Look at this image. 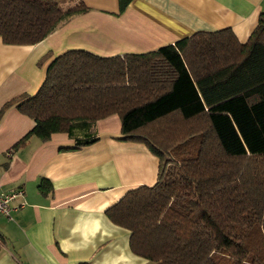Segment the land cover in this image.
I'll list each match as a JSON object with an SVG mask.
<instances>
[{"label": "trees", "instance_id": "1", "mask_svg": "<svg viewBox=\"0 0 264 264\" xmlns=\"http://www.w3.org/2000/svg\"><path fill=\"white\" fill-rule=\"evenodd\" d=\"M131 2L117 0L118 13ZM89 10L82 0H0V39L35 45ZM10 108L34 122L12 152L58 133L78 150L98 141L97 121L117 115L119 140L158 159L152 187L105 211L129 232L134 255L153 264H264V13L244 44L227 28L141 54L68 50L37 92L6 102L0 118ZM37 189L52 192L48 180Z\"/></svg>", "mask_w": 264, "mask_h": 264}, {"label": "crops", "instance_id": "2", "mask_svg": "<svg viewBox=\"0 0 264 264\" xmlns=\"http://www.w3.org/2000/svg\"><path fill=\"white\" fill-rule=\"evenodd\" d=\"M88 13L72 17L35 45L0 39V108L20 95L33 96L49 64L68 50L100 57L141 54L196 32L231 29L244 44L264 13V0H132L118 13L117 0H82ZM15 108L0 118V196L23 190L25 206L0 215V264H153L134 255L129 232L105 211L128 191L156 182L158 159L142 144L120 141L112 115L95 124L98 141L78 150L66 134L42 143ZM48 180L52 192L37 187ZM22 199H16L17 205Z\"/></svg>", "mask_w": 264, "mask_h": 264}, {"label": "built area", "instance_id": "3", "mask_svg": "<svg viewBox=\"0 0 264 264\" xmlns=\"http://www.w3.org/2000/svg\"><path fill=\"white\" fill-rule=\"evenodd\" d=\"M16 199H22V201L17 205H13V202ZM24 206L23 190L21 189L12 190L11 192L0 196V215L6 217L8 220L11 219L12 211Z\"/></svg>", "mask_w": 264, "mask_h": 264}, {"label": "rangeland", "instance_id": "4", "mask_svg": "<svg viewBox=\"0 0 264 264\" xmlns=\"http://www.w3.org/2000/svg\"><path fill=\"white\" fill-rule=\"evenodd\" d=\"M66 5H70V4H68V3H65V4H64V6H66ZM116 116H117V115H116Z\"/></svg>", "mask_w": 264, "mask_h": 264}]
</instances>
